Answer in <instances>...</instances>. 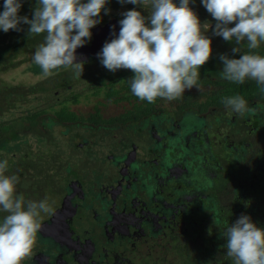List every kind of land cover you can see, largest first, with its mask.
<instances>
[{
	"label": "flooded vegetation",
	"instance_id": "flooded-vegetation-1",
	"mask_svg": "<svg viewBox=\"0 0 264 264\" xmlns=\"http://www.w3.org/2000/svg\"><path fill=\"white\" fill-rule=\"evenodd\" d=\"M198 1L192 9L210 14ZM26 2L33 11L37 0ZM116 14L111 13L116 23L111 31L86 43L105 42L124 18ZM199 18L202 24L215 20ZM214 28L211 24L207 32L223 50L210 58H236L235 42L220 40ZM76 51L86 71L77 76L70 68L54 70L52 86L59 87L57 94L67 87L66 96L29 108L24 114L37 113L36 119L21 126L28 129L25 135L35 127L42 139H51L53 131L51 141L66 142L64 151L54 148L51 164H43L41 153L30 157L34 163L27 150L13 154L21 165L13 174L19 177L17 195L26 201L47 197L53 209L41 213V229L22 264H233L221 233L241 214L264 228L261 86L200 70L201 91L194 86L180 99L148 103L132 94L131 70L93 69L95 62L102 64L100 57ZM22 57L16 53L14 61ZM217 66L223 68L222 61ZM233 95L243 96L254 111L241 116L227 108L222 99ZM5 215L0 211V219Z\"/></svg>",
	"mask_w": 264,
	"mask_h": 264
},
{
	"label": "clouds",
	"instance_id": "clouds-1",
	"mask_svg": "<svg viewBox=\"0 0 264 264\" xmlns=\"http://www.w3.org/2000/svg\"><path fill=\"white\" fill-rule=\"evenodd\" d=\"M143 5L150 15L134 9L124 12L118 36L106 41L98 56L102 65L115 72L129 69L131 92L141 101L155 103L157 98L174 101L186 89L200 91L202 66L212 54V39L205 33L211 27L201 23L190 7V0H120ZM108 0H37L33 15L20 16L23 0H4L0 12V30H21L30 25L29 36L43 34V42L33 53V62L45 77L58 68H70L80 76L84 62H77V48L92 37L91 29L100 23V14ZM215 19L214 34L234 41L233 54L247 52L239 58L222 54L221 78L236 84L246 79L256 81L264 92V55L254 50L264 42V0H202ZM150 20V24L146 23ZM235 22V26H230ZM222 103L243 116L254 110L241 95L224 97ZM7 159L0 161V264H22L30 255L41 229V213L52 214L48 198L28 200L17 195V175H8ZM226 238V255L233 264H264V228L249 215L241 216L221 233Z\"/></svg>",
	"mask_w": 264,
	"mask_h": 264
},
{
	"label": "rangeland",
	"instance_id": "rangeland-1",
	"mask_svg": "<svg viewBox=\"0 0 264 264\" xmlns=\"http://www.w3.org/2000/svg\"><path fill=\"white\" fill-rule=\"evenodd\" d=\"M27 0H23V4L21 9L19 10V15L20 16H25L27 15L29 18L32 17L33 15V11L30 10L27 6L28 2H26ZM176 3H179V0H175ZM191 3V8H193L192 6H195L196 4L201 3L198 0H190ZM121 5L120 8L117 9V11L114 9L115 6ZM4 5V0H0V12H2L4 10L3 8ZM150 3L148 5V9L145 8L143 5H134L131 3H121L120 0H108V3L105 5V10H102L101 14H100V23H98L96 26H94L91 29L92 32V36L95 34L94 39L95 40H99L100 37H104L103 34H105L108 31L112 30V27H114L113 24L114 21V16L111 15L112 12H116L119 15L116 14V16H121L122 13L131 10V9H136L138 11H140L146 18L149 17L150 15ZM198 15V14H197ZM209 16H211V14H208ZM208 15H200L201 17H207ZM199 16V15H198ZM199 16V17H200ZM211 18L213 19V17L211 16ZM214 22L216 23V21L214 20ZM213 22V20H209L210 25L211 24H215ZM146 23L150 24V20H146ZM112 24V25H111ZM235 24V22H234ZM111 26V27H110ZM21 30L20 31H16V30H9L8 32H4L3 30H0V47H4L6 46L8 43L16 41L17 43H19L20 41H25L24 44L27 46V51L19 52V55L23 54L24 57L21 58L22 61H17L15 63V65L11 66L8 69H5V71H0V83L2 85V82H4L3 84L6 83V85L10 86V87H14V89H9L12 91L18 90L20 88V90H22L23 92L29 90L28 87H41L44 86L47 88L48 91L46 92H42V91H37L34 95H30L28 96L24 101L25 105H22L19 109H15L12 113H8L6 115H4V119H9L12 118L16 115H23L25 111L29 110V108H34L35 106H39L41 108H43L44 106H46V104H51V103H55L58 101L59 98H62L64 96H66L67 92H68V88L64 87L63 89H60V92H58V94L56 93V90L54 88V86H52V82L51 79L53 76H55V74L53 73L51 76L45 77L41 71H37L40 70V68L35 65V63L33 62V53L35 52L37 46L43 42V34L38 35V36H29L28 35V29L30 27V25L27 24H21ZM109 27L111 29H109ZM207 36H209L212 39V54L210 57L215 56L218 52H220L221 50H223V47L220 45V43L215 39L214 36H212L211 34H209L208 32L205 33ZM214 34V32H213ZM215 35V34H214ZM216 36V35H215ZM221 40V37L218 36ZM92 38V37H91ZM224 42H229V41H224ZM233 42V41H231ZM244 44H247L246 42ZM243 44V45H244ZM261 44H264V42H261ZM232 46H230L229 48H231ZM234 47H237L234 46ZM233 47V48H234ZM20 50H22V47L20 48ZM226 50V49H224ZM97 63V65L93 64V69H95L96 67L98 69H102L105 67L102 64H99V62H95ZM90 70V69H88ZM67 71V70H65ZM86 71V69L84 70V72ZM87 77V76H86ZM97 78V77H96ZM73 80L72 77H68L67 81L71 82ZM20 86V87H19ZM28 86V87H27ZM79 86H81L80 84H78L77 86H73L74 88H78ZM72 87V88H73ZM59 91V90H58ZM33 129L31 130L30 133L28 134H24L27 133L25 131L28 130L27 128H23L21 127L20 130H23L21 133H19V140H20V148L19 150H27V151H32L34 154V156L38 157V155L44 154V162L47 161L48 164H51V159L50 156L52 155V152L55 150H59V151H64V147H66L67 143L64 142L63 140H59L57 141V143L52 142L51 139H53L54 141V137L53 135V131L52 133L48 132L49 137H51V139L48 138H39L38 136H36L37 132H36V128L32 127ZM55 128V127H53ZM40 131V130H39ZM60 139H64L62 137H60ZM16 140H13V142H11L10 144H14ZM27 142V143H26ZM8 147V145H6ZM22 146V147H21ZM7 153V154H5ZM3 155L5 156H12L13 157V161H8L10 163H8V168L6 170V174L8 175H13L17 172H19L21 165L19 164L20 161L19 160H15V155H13V153L11 152H5ZM10 154V155H9ZM17 157H19V151L16 154Z\"/></svg>",
	"mask_w": 264,
	"mask_h": 264
},
{
	"label": "trees",
	"instance_id": "trees-1",
	"mask_svg": "<svg viewBox=\"0 0 264 264\" xmlns=\"http://www.w3.org/2000/svg\"><path fill=\"white\" fill-rule=\"evenodd\" d=\"M21 43H17L16 41L10 42L9 46L0 47V71H5V69H8L12 65H14L16 62L14 61L16 57V53L18 54L20 52ZM25 41H23V44ZM242 52L235 53L232 55H235L236 58L240 57L243 52H247L248 48L241 50ZM255 52L264 55V47H259L258 49L254 50ZM221 62L219 56L209 58V60L202 66L201 70H204L206 72L208 71H221L223 68L221 66H217V62ZM216 64L214 65L213 63ZM0 83V161H3L7 159L5 155H3L5 152H11L13 154H17V152L20 148V142L16 139V134H19V131L21 129V126H23L24 121L33 122L36 119V114L34 113L32 117H27V114L23 115H16L9 119H4V115L8 113H12L15 109H19L24 103L25 99L30 96L34 95L37 91L40 90V87H28L29 90L23 92L20 90L12 91L9 90L14 89V87H10L8 85ZM20 87V86H19ZM46 112L51 110H45ZM51 118V117H50ZM13 140H16L14 144H10L13 142ZM8 145V147L6 146ZM7 154V153H5ZM33 155V152L29 150L27 153L28 158H30ZM7 161H9L7 159ZM29 161L31 163H34V161L30 158ZM10 163V162H8Z\"/></svg>",
	"mask_w": 264,
	"mask_h": 264
},
{
	"label": "water",
	"instance_id": "water-1",
	"mask_svg": "<svg viewBox=\"0 0 264 264\" xmlns=\"http://www.w3.org/2000/svg\"><path fill=\"white\" fill-rule=\"evenodd\" d=\"M120 27H121V25L117 26L116 29L110 34V36L108 37V39L106 41H110L111 39L115 38V36H118ZM105 42L98 44V45L85 43L83 46L78 47L77 49L82 48V49L86 50L85 53H89V54L93 53L94 55H98V53L101 52Z\"/></svg>",
	"mask_w": 264,
	"mask_h": 264
}]
</instances>
